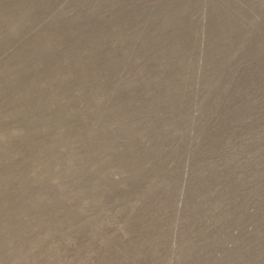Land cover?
I'll return each mask as SVG.
<instances>
[{"label": "rangeland", "instance_id": "obj_1", "mask_svg": "<svg viewBox=\"0 0 264 264\" xmlns=\"http://www.w3.org/2000/svg\"><path fill=\"white\" fill-rule=\"evenodd\" d=\"M0 264H264V0H0Z\"/></svg>", "mask_w": 264, "mask_h": 264}]
</instances>
